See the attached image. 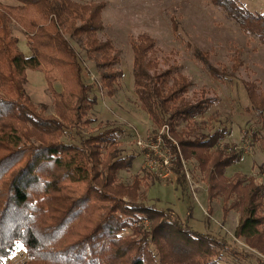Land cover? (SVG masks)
<instances>
[{"label":"trees","instance_id":"trees-1","mask_svg":"<svg viewBox=\"0 0 264 264\" xmlns=\"http://www.w3.org/2000/svg\"><path fill=\"white\" fill-rule=\"evenodd\" d=\"M211 2L245 34L264 42L261 14L249 11L238 0ZM106 7L104 0L0 1V264H15L7 260L19 248L26 256L21 264H162L164 248L176 239L198 247L201 260L215 254L210 234L189 227L174 210L147 204L144 194V200L134 202L103 190L113 192L118 187L132 195L130 190L140 185V174L134 176L131 187L120 182L114 185L119 172L131 170L135 159L119 154L117 129H106L80 144L62 140L68 129L89 124L87 112L99 103L98 96L91 95L93 87L85 80L81 56L71 39L82 41L104 96H115L121 87L119 51L111 39L100 37ZM16 27L31 55L21 49ZM173 27L210 75L226 82L228 70L201 55L177 21ZM130 44L134 91L155 126L153 132L168 126L179 139L178 146H173L177 185L186 189L182 156L196 158L206 174L208 215L213 212L214 199L222 194L224 210L238 208L241 213L235 236L256 238L264 246V184L239 172L226 174L244 151L225 141L228 129L206 132L204 125L193 122L217 99L205 87L195 91L199 99L192 103L185 95L193 86L189 77L178 66L159 69V61L149 57L155 49L154 39L132 37ZM238 68L234 65L235 71ZM28 70L44 74L53 113L48 111L49 104L38 103L28 91ZM244 85L248 110L256 114L261 127L246 131L243 140L264 154V89L253 82ZM183 122L186 126L178 130ZM260 170L264 172V167ZM157 217L162 219L158 222ZM145 221H150L149 226L141 227ZM205 264L221 263L211 257Z\"/></svg>","mask_w":264,"mask_h":264},{"label":"rangeland","instance_id":"rangeland-1","mask_svg":"<svg viewBox=\"0 0 264 264\" xmlns=\"http://www.w3.org/2000/svg\"><path fill=\"white\" fill-rule=\"evenodd\" d=\"M9 3V0H2ZM17 1V0H16ZM102 1V0H95ZM107 7L103 12L104 29L100 32L103 40L111 39L119 51L122 63L119 69L123 71L121 87L113 97H106L99 91V76L93 63L86 58L84 45L79 39H71L79 51L84 66V77L93 89L91 95L99 98V103L87 112L91 119L89 124L68 129L62 140L68 143L80 144L82 139L97 135L106 129H117L116 136L120 143V155H134L133 168L121 170L118 175L119 184L133 185L134 176L140 174L138 190H130L132 195L118 187L115 190L104 189L115 198L146 203L157 209L174 210L189 227L194 230L210 234L215 240L210 244L215 254L209 253L201 260L198 247L187 245L175 240L168 246L162 264H205L214 258L221 264H264L263 245L256 239L247 240L235 236L241 213L238 208L224 210L223 195L214 199V209L208 215V185L205 171L199 166L196 158L182 156L187 179L186 189L177 185L178 175L173 172L164 178L158 171L145 164V150H142L135 137L141 134L157 133L162 128L154 129L148 114L141 108L134 91L133 79V51L130 40L145 35L156 41L155 49L149 57L159 61V69L178 66L180 71L189 77L193 86L186 92L187 98L196 102L199 98L195 91L207 88L208 94L217 99L204 115H200L193 122L204 125L206 132L224 127L230 131L226 142L237 144L239 150H244L239 162L230 166L226 174L233 176L239 172L252 177L256 183L264 184V154L260 147L251 145L246 147L243 135L248 130L259 129L261 122L255 113L250 112V102L244 82H253L264 89V42L245 34L240 26L227 18L211 0H104ZM249 11L264 17V0H238ZM183 29V34L190 39L192 46L199 48L210 62L218 68L228 70V79L221 82L213 78L203 63L195 58L193 51L176 34L173 22ZM15 34L22 38L21 49L31 55V49L19 27ZM239 61V63H236ZM234 65L239 67L236 71ZM155 72V71H151ZM159 72V71H156ZM233 72V73H231ZM28 91L38 103L49 104V113L54 112L50 92L41 71L28 70ZM57 88L60 85L56 84ZM192 122V123H193ZM186 122L178 125V130L184 129ZM178 142V137L170 134ZM174 167V166H173ZM102 168V166H100ZM147 173V174H146ZM149 173V175H148ZM146 174V177L143 176ZM157 178V180H154ZM85 186L86 184H82ZM102 187V183L100 184ZM145 195L143 198L142 195ZM108 202V201H105ZM226 212V213H225ZM162 218L157 217L159 222ZM150 221L139 224L148 227ZM140 228V227H139ZM127 230L126 233H131ZM253 245V246H252ZM256 246V247H254ZM209 244L204 247L208 250ZM172 248V249H171ZM157 250V249H156ZM213 252V251H212ZM218 252V254L216 253ZM159 258L161 253H158ZM211 254H213L211 256ZM26 259L24 250L19 248L8 261L21 264Z\"/></svg>","mask_w":264,"mask_h":264},{"label":"built area","instance_id":"built-area-1","mask_svg":"<svg viewBox=\"0 0 264 264\" xmlns=\"http://www.w3.org/2000/svg\"><path fill=\"white\" fill-rule=\"evenodd\" d=\"M170 128L164 126L157 133L147 134L146 136L136 135V141L142 150H145V164L158 171L164 178L170 177L174 172V145L178 146L175 139L170 136ZM248 148H252L249 141H246Z\"/></svg>","mask_w":264,"mask_h":264},{"label":"crops","instance_id":"crops-1","mask_svg":"<svg viewBox=\"0 0 264 264\" xmlns=\"http://www.w3.org/2000/svg\"><path fill=\"white\" fill-rule=\"evenodd\" d=\"M1 2H3L2 0H0ZM4 3V2H3ZM17 1L16 0H9V3H5V4H16Z\"/></svg>","mask_w":264,"mask_h":264}]
</instances>
